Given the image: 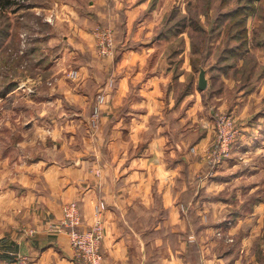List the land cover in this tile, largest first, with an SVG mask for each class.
<instances>
[{
    "label": "crops",
    "instance_id": "1",
    "mask_svg": "<svg viewBox=\"0 0 264 264\" xmlns=\"http://www.w3.org/2000/svg\"><path fill=\"white\" fill-rule=\"evenodd\" d=\"M127 1L128 6L122 9L129 28L136 17L146 12L150 0ZM104 4L105 0H64L57 8L60 13L54 21L58 33L53 31L52 25L51 32L46 33L47 43L38 47L51 55L49 59L52 58L47 67L38 62L39 69L50 71L49 74L58 81V94H45V97L49 96L47 100L58 104L55 108L57 122L53 119L50 126L45 122L48 108L40 103L45 104L46 99H39L40 110L35 116L30 108L22 109L19 112L24 113L28 121L22 126L19 122H16L18 125L12 122L9 127L10 130L19 127L25 132L43 130V139L37 142H42L44 147L43 140L48 135L45 131L49 128L53 132L67 127L71 128L66 129L68 132L72 128L86 129V110L91 97L77 89L78 84H97L99 71L104 66L112 69L115 65V88L106 97L108 101L101 111L100 128L94 129L93 137L88 138L89 148L80 146L70 155L63 148L76 137L72 134L70 139L53 142L58 153L52 157L45 155L49 147L34 153L33 147L37 146L34 139L25 137L23 141H18L11 135L8 144L0 138L1 257L10 258L13 252L20 251L31 257L32 264H79L72 258V249L65 234L57 235L53 230L40 228L42 218L59 220L65 205L75 201L82 212V227H89L97 220L103 222L102 264H194L188 253L193 236L187 233L189 221L182 211L185 207L195 208V176L204 172L203 156L211 133L207 129L205 135H195V93L186 92L181 98L175 94V81L187 80L191 74L188 44L175 56L169 53L163 57L164 51L157 52L156 49L157 45L166 49L172 43L155 41L122 50V55L120 53L114 63L112 59L96 60L94 27L101 14H106L103 9L110 15L108 6ZM43 5V2L30 0L26 12L47 14ZM158 8L153 11L159 12ZM22 12L25 11L17 10L15 14ZM111 12L114 13V8ZM145 17L138 20L140 28L149 26V18ZM62 24L66 28L63 31L60 29ZM52 32L57 33L54 39H51L54 37ZM178 55H182L184 69L181 71L176 68L177 61L174 59ZM91 65L95 71H92ZM72 70H77L79 75L75 79L76 84L68 79ZM10 80L16 83L19 74H11ZM194 80L191 75L190 88ZM98 91L95 87L94 95ZM17 92L18 89L14 88L2 97ZM26 102L31 106L35 100L28 96ZM65 102L78 106L69 119V105H62ZM4 128H8V124L0 121V137ZM22 146L32 148L31 153L26 151L23 154ZM20 161L25 163V169H18ZM7 175L11 177L12 185L6 187L3 186V178ZM20 178L25 186L21 190L14 185ZM203 178L206 179L203 187L209 189L205 172ZM183 193L191 197L185 205L180 198ZM97 205L102 214L96 213ZM22 209L31 214L30 222L29 219L27 221L35 227L29 236L20 235L13 213L10 217L5 215L7 210ZM229 219L225 223L226 228L230 225ZM173 231L176 233L173 234ZM216 262L206 257L202 249V262L198 264Z\"/></svg>",
    "mask_w": 264,
    "mask_h": 264
},
{
    "label": "rangeland",
    "instance_id": "2",
    "mask_svg": "<svg viewBox=\"0 0 264 264\" xmlns=\"http://www.w3.org/2000/svg\"><path fill=\"white\" fill-rule=\"evenodd\" d=\"M31 1L43 2L47 14L43 15L39 12V14L30 13L26 16L25 12L23 17L17 18L15 12L18 9L26 11V7L23 8V6L27 3H6L5 1L1 3L0 121L7 123L8 128H4L0 138L8 144L11 135L18 141H23L25 137L34 139V144L37 143V146L33 147L34 153L49 147L45 155L54 157L58 149L53 147V142L63 141L68 137L70 139L74 134L76 137L71 142H67L66 148H63L72 155L80 146L88 149L89 139L93 137L94 129L100 128L102 113L94 118V104L100 91L107 89L110 79H113V85L109 86V90H114L116 68L115 65H112V69L104 66L105 68L99 71L97 84L77 83L79 85L77 89L87 92L91 97L86 110L88 126L86 129L72 128L68 132L66 129L71 128L67 127L53 132V129L49 128L45 131L48 135L43 140L45 147L41 144L42 142H37L38 139L40 141L43 139V135L41 136L44 133L43 130L25 132L19 127L10 130L12 122H19L22 126L28 121L25 114L19 112L20 110L30 108L33 116L39 112L40 105L37 102L39 99H46L45 104L40 103L48 108L45 113V122L50 126L53 119L57 120L55 108L58 104H54L47 98L49 93L51 96L58 94V81L49 74L50 71L42 72L37 63L43 62L41 64L47 67L52 59H49L51 55H48L45 50L40 51L39 46L47 43L46 33L51 32L52 25L53 31L58 33L56 28L58 26L54 25V21L58 18L57 13H60L57 8H60L64 0ZM128 4L127 0H105L104 5L108 6L110 15H107V10L105 12L102 8L103 13L106 14H101L95 24L94 58L103 61L112 59L114 63L120 53L122 55V50L155 41L162 44L172 43L166 49L162 45L156 46L157 52L163 50V57H167L175 48L179 50L178 52H182V48L188 44V67L191 68V70L189 68L191 74L187 76V80L178 79L176 83L174 82L175 94L181 98L186 92L195 93V135L196 137L205 135L207 129L211 133L208 148L203 156L202 169L210 184L209 189H205L202 185L206 180L203 178L204 172L197 174L194 188L195 208L185 207L182 211L189 221L187 233L193 236L188 250L193 263L202 262L203 249V254L217 261L216 264H264V0H150L146 12L136 17L129 28L126 26V14L122 9ZM158 6L160 10L156 13L153 9ZM112 8L114 13L111 12ZM144 17L149 18V26L140 28L138 20ZM108 27L112 29V40L109 45L103 31ZM60 29L65 30V25L62 24ZM149 30L152 32L147 34ZM57 33L52 32L51 36L54 37L51 39L56 38L57 35L54 34ZM103 42L107 48L115 51V55L104 53L103 48L101 49ZM174 59L177 61L178 71L183 70L182 55ZM90 68L95 71L92 65ZM202 68L206 70L208 78V86L204 90L198 87L199 73ZM74 71L76 75L70 73L68 79L76 84L75 79L79 75L77 70ZM11 74H19V81L12 83ZM191 75L195 80L190 88ZM95 87L99 91L94 95ZM14 88L18 89V94L2 97ZM47 93L48 97H45ZM28 96H32L35 100L31 106H28L26 102ZM107 101L108 98L104 105ZM62 105L64 107L69 105L68 119L78 107L70 102ZM222 116L230 117L239 132L230 150L221 155L219 154V123ZM38 120L43 119L38 118ZM22 147L23 154H26V151L31 153L32 148ZM1 150L0 147V152ZM18 164V169H25L23 161ZM217 174H219L218 177ZM3 181V186L12 185L9 175L3 178ZM14 185L19 186L20 190L25 188L21 178ZM180 198L185 205L191 197L190 194L183 193ZM207 199L216 202L210 203ZM6 212L7 217L13 213L14 219H17L16 229L20 235L29 236L33 233L32 229L35 227L28 224L31 214L28 215L27 210H7ZM227 219H229L228 225L230 224L228 228L225 226ZM52 221H55L53 217L42 218L40 228L50 230L46 225ZM175 233L173 231V234ZM185 233L186 231L183 232ZM7 238L10 240L9 237ZM6 244L8 245V242Z\"/></svg>",
    "mask_w": 264,
    "mask_h": 264
},
{
    "label": "built area",
    "instance_id": "3",
    "mask_svg": "<svg viewBox=\"0 0 264 264\" xmlns=\"http://www.w3.org/2000/svg\"><path fill=\"white\" fill-rule=\"evenodd\" d=\"M15 3H23L26 0H11ZM2 4L0 2V9ZM111 27L105 28L104 35H106L108 45L112 40ZM100 33V32H99ZM101 35L103 34L100 33ZM106 55H114V50L109 49L103 42L101 49ZM74 76L76 71H72ZM113 85V79L107 83V89L100 91L94 104V118L99 115L106 102V97L109 93V86ZM93 118V116H92ZM94 120V119H93ZM220 141L219 154H224L230 150L234 142L237 140L238 128L233 125V120L230 117L222 116L219 123ZM103 204V203H101ZM96 213L102 214L100 206H96ZM82 212L78 203L69 202L63 209V215L59 220L49 223L50 230H53L57 235L65 234L69 239V244L72 249V258L79 264H102L103 253L101 251V242L104 235V226L102 220H97L89 227H82ZM0 264H32L31 257L20 251L13 252L10 258L1 257Z\"/></svg>",
    "mask_w": 264,
    "mask_h": 264
},
{
    "label": "water",
    "instance_id": "4",
    "mask_svg": "<svg viewBox=\"0 0 264 264\" xmlns=\"http://www.w3.org/2000/svg\"><path fill=\"white\" fill-rule=\"evenodd\" d=\"M208 86V78L206 76V70L202 68L199 73L198 87L200 90H204Z\"/></svg>",
    "mask_w": 264,
    "mask_h": 264
},
{
    "label": "trees",
    "instance_id": "5",
    "mask_svg": "<svg viewBox=\"0 0 264 264\" xmlns=\"http://www.w3.org/2000/svg\"><path fill=\"white\" fill-rule=\"evenodd\" d=\"M6 2V3H11L12 1L11 0H0V2L2 3V2ZM24 3H27V5L26 6H23V8H25V7H27L28 5H29V2H24ZM19 10V9H18ZM26 12V11H25ZM25 12H22L21 14H19V15H17L16 17L18 18V17H23L24 16V13ZM30 14V12H26V16L27 15H29ZM1 36V35H0ZM34 49H36V47L34 48ZM179 50L177 49V48H175L172 52H171V54L173 53V56H175V55H177L179 52H178ZM194 65V64H193ZM12 82V81H11ZM13 83V82H12Z\"/></svg>",
    "mask_w": 264,
    "mask_h": 264
}]
</instances>
